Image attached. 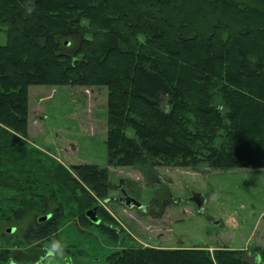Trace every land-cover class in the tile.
<instances>
[{
    "label": "trees",
    "instance_id": "obj_1",
    "mask_svg": "<svg viewBox=\"0 0 264 264\" xmlns=\"http://www.w3.org/2000/svg\"><path fill=\"white\" fill-rule=\"evenodd\" d=\"M23 2L0 0V25L8 33V42L0 44V184L10 179L6 158L15 153L40 163L39 151L20 150L11 139L21 138L6 127L26 134L28 87L41 83L107 86L111 163L144 170L168 163L264 166V0H34L31 16ZM217 104L224 105L223 112ZM50 168L55 171L47 175L60 181L63 172L61 181L68 180L61 164ZM74 168L93 191L107 186L106 168ZM38 173L33 174L41 186L45 178ZM62 205L48 202L44 212L35 213L24 240L51 231ZM97 206L99 216L98 204L81 215L100 225V216L95 222L87 215ZM16 219H24L22 210ZM259 253L264 260V250ZM40 255L37 248L32 257ZM109 259L110 264H252L234 249H217L212 256L202 248L140 244L122 245Z\"/></svg>",
    "mask_w": 264,
    "mask_h": 264
},
{
    "label": "rangeland",
    "instance_id": "obj_2",
    "mask_svg": "<svg viewBox=\"0 0 264 264\" xmlns=\"http://www.w3.org/2000/svg\"><path fill=\"white\" fill-rule=\"evenodd\" d=\"M7 42V28L0 25V44ZM28 99L26 134L10 126L4 129L21 138L23 143L11 139L20 150L39 151L40 163L21 153L5 157L10 179L0 184V264H8L9 257L16 264L40 262L41 255L37 260L32 256L37 248L43 253L53 235L67 241L72 264H110L113 251L133 244L202 248L212 256L224 248L245 253L264 250V166L168 163L144 170L114 164L107 145V86L30 84ZM54 163L66 169L67 181H61L63 172L60 181L46 174L55 171L48 169ZM80 164L107 169L104 190L93 191L83 182L74 168ZM36 171L45 178L41 186ZM195 191L205 196L202 208L191 201ZM125 195L137 203L128 206L120 200ZM88 197L91 207L85 201ZM57 201L63 204L57 224L46 235L25 241L35 213ZM96 204L101 206L100 225L81 215ZM19 210L24 212L22 221L16 219ZM11 226L17 227L13 233L7 230Z\"/></svg>",
    "mask_w": 264,
    "mask_h": 264
},
{
    "label": "clouds",
    "instance_id": "obj_3",
    "mask_svg": "<svg viewBox=\"0 0 264 264\" xmlns=\"http://www.w3.org/2000/svg\"><path fill=\"white\" fill-rule=\"evenodd\" d=\"M21 7L26 16H31L36 11L34 0H24ZM215 107L220 112L224 111L223 104H217ZM67 249V241L53 235L43 247L40 264H72V257L68 255ZM8 264H16V261L9 257Z\"/></svg>",
    "mask_w": 264,
    "mask_h": 264
},
{
    "label": "water",
    "instance_id": "obj_4",
    "mask_svg": "<svg viewBox=\"0 0 264 264\" xmlns=\"http://www.w3.org/2000/svg\"><path fill=\"white\" fill-rule=\"evenodd\" d=\"M121 201L125 202V204H127L128 206H134L137 201L136 199L130 197L129 195H125V196H122L120 198ZM191 201H195L199 204L200 208L203 207L204 205V202H205V196L203 193L201 192H197L195 191L194 194H193V197L191 198ZM98 212V206L93 208V209H90L87 211V215L95 222H100V217L98 216L97 214ZM49 218V215H46V216H43L42 218H40L41 220H45ZM8 230L10 232H13L15 230L14 227H10L8 228ZM242 253H244V258L248 261H250L252 264H264V260H262V257H261V254L259 252H243V250H241Z\"/></svg>",
    "mask_w": 264,
    "mask_h": 264
},
{
    "label": "flooded vegetation",
    "instance_id": "obj_5",
    "mask_svg": "<svg viewBox=\"0 0 264 264\" xmlns=\"http://www.w3.org/2000/svg\"><path fill=\"white\" fill-rule=\"evenodd\" d=\"M36 264H40V262L36 263Z\"/></svg>",
    "mask_w": 264,
    "mask_h": 264
}]
</instances>
